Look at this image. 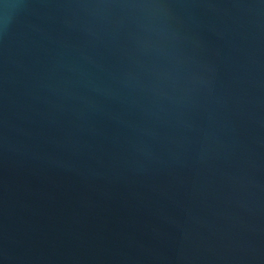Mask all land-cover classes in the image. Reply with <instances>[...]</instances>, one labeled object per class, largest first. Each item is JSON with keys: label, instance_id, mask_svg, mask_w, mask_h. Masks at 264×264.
Listing matches in <instances>:
<instances>
[{"label": "water", "instance_id": "obj_1", "mask_svg": "<svg viewBox=\"0 0 264 264\" xmlns=\"http://www.w3.org/2000/svg\"><path fill=\"white\" fill-rule=\"evenodd\" d=\"M0 264H264V0H0Z\"/></svg>", "mask_w": 264, "mask_h": 264}]
</instances>
